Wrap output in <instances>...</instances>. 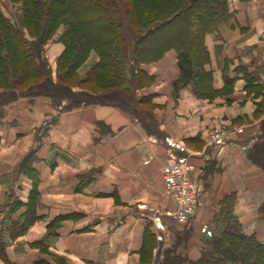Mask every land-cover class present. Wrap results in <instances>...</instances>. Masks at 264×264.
<instances>
[{
  "label": "crops",
  "instance_id": "crops-1",
  "mask_svg": "<svg viewBox=\"0 0 264 264\" xmlns=\"http://www.w3.org/2000/svg\"><path fill=\"white\" fill-rule=\"evenodd\" d=\"M225 1L226 17L204 36V68L217 91L211 99L197 96L190 85L174 92L179 69L170 49L141 64V82L134 80L112 102L60 111L46 96H19L4 107L0 230L8 226L5 216L15 199L22 204L11 220L25 211L31 173L37 175L38 198L36 218L22 234L4 230L0 264H159L168 249L196 260L215 227L220 201L231 192L242 231L264 243V172L249 158L264 138V0ZM0 6L13 20L7 9L12 3L0 0ZM61 31L44 48L54 79L64 48ZM97 59L92 52L87 68ZM220 128L224 137L209 139ZM179 158L202 185L186 225L172 217L175 203L163 183ZM147 227L155 238L151 260L141 255Z\"/></svg>",
  "mask_w": 264,
  "mask_h": 264
},
{
  "label": "trees",
  "instance_id": "trees-1",
  "mask_svg": "<svg viewBox=\"0 0 264 264\" xmlns=\"http://www.w3.org/2000/svg\"><path fill=\"white\" fill-rule=\"evenodd\" d=\"M14 11L11 20L0 6V119L4 107L19 96H46L60 111L81 104L112 102L141 82V64L158 61L167 50L176 51L178 77L176 93L186 85L201 98L217 93L211 84L212 73L204 68L209 53L204 43L207 32L215 29L227 15L225 0H9ZM63 50L56 61V76L44 53L47 42L58 28ZM94 52L98 59L83 77L79 68ZM93 89L74 91L73 85ZM102 124L99 126L102 129ZM264 136V119L261 121ZM31 150L21 167L32 158ZM250 160L264 172V138L249 151ZM32 187L24 203L26 209L15 220L14 210L22 203L13 201L5 216L9 221L0 230V257H4L3 232L12 237L22 234L35 220L38 198L37 175L30 174ZM236 194L223 197L213 216L214 229L205 238L196 260L165 251L159 264H264V243L254 234H245L234 214ZM264 211V197L259 207ZM2 212V210H1ZM4 221V215L2 216ZM53 221L48 223L52 225ZM4 225V224H3ZM155 246L147 227L141 255L151 260Z\"/></svg>",
  "mask_w": 264,
  "mask_h": 264
},
{
  "label": "built area",
  "instance_id": "built-area-1",
  "mask_svg": "<svg viewBox=\"0 0 264 264\" xmlns=\"http://www.w3.org/2000/svg\"><path fill=\"white\" fill-rule=\"evenodd\" d=\"M222 132L215 139L224 137ZM192 166L185 158H179L169 165L163 174L165 190L175 203L172 213L174 220L186 225L194 216L199 205L202 193L201 183L192 176ZM139 208H145V204H139Z\"/></svg>",
  "mask_w": 264,
  "mask_h": 264
},
{
  "label": "rangeland",
  "instance_id": "rangeland-1",
  "mask_svg": "<svg viewBox=\"0 0 264 264\" xmlns=\"http://www.w3.org/2000/svg\"><path fill=\"white\" fill-rule=\"evenodd\" d=\"M15 6H11L10 8H8L7 7V9H9V10H11V11H13L15 8H14ZM90 57V56H89ZM89 59V58H88ZM88 61V60H87ZM87 61H86V63H87ZM86 63L85 64H83L80 68H79V71L82 69V71H84L85 70V72L88 70V68H87V66H86ZM87 69V70H86ZM78 73H80V72H78ZM85 74V73H84ZM56 76V75H55ZM84 76V75H83ZM83 76H80V77H83ZM73 87H76V88H78V89H80L81 91H86V92H91L90 90H87V89H93L92 87V85L91 84H89V85H86V84H84V85H80V86H77V85H73ZM75 88V89H76ZM74 90V89H73ZM93 90H95V89H93ZM74 91H76V90H74ZM224 130L225 129H223V128H220V129H218V130H216L215 132H213V133H210L209 134V139H215L217 136H219L222 132H224ZM225 133V132H224ZM262 212H264V211H262Z\"/></svg>",
  "mask_w": 264,
  "mask_h": 264
}]
</instances>
